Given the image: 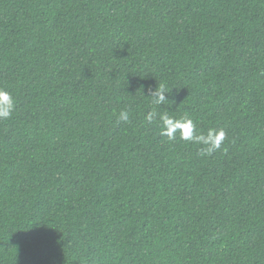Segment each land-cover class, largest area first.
Instances as JSON below:
<instances>
[{"label": "trees", "instance_id": "obj_1", "mask_svg": "<svg viewBox=\"0 0 264 264\" xmlns=\"http://www.w3.org/2000/svg\"><path fill=\"white\" fill-rule=\"evenodd\" d=\"M0 87V264H264V0H0Z\"/></svg>", "mask_w": 264, "mask_h": 264}, {"label": "clouds", "instance_id": "obj_2", "mask_svg": "<svg viewBox=\"0 0 264 264\" xmlns=\"http://www.w3.org/2000/svg\"><path fill=\"white\" fill-rule=\"evenodd\" d=\"M148 94H143L150 97L151 108L147 111L144 119L151 124L154 121L159 123L160 135L167 137L169 141L179 139L189 141L197 145H203L200 149L201 156H210L214 151L220 150L222 143L226 138V133L223 128L209 127L207 131L196 128L192 118L183 113L180 115H171L167 110H161L160 106L165 105L170 101L166 94H169V89L163 83H157L153 89L148 88ZM16 98L9 90L0 87V120L10 119L15 111ZM130 111L122 108L117 117V122H129Z\"/></svg>", "mask_w": 264, "mask_h": 264}]
</instances>
